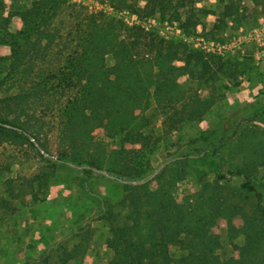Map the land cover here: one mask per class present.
I'll return each mask as SVG.
<instances>
[{
	"label": "trees",
	"instance_id": "obj_1",
	"mask_svg": "<svg viewBox=\"0 0 264 264\" xmlns=\"http://www.w3.org/2000/svg\"><path fill=\"white\" fill-rule=\"evenodd\" d=\"M104 1L116 13L138 14L143 23L156 17L194 32L205 27L208 19L222 24L214 27V33L226 31L230 22L245 26L249 2L264 11V0H228L220 11L202 6L203 0ZM66 4V0H38L30 8L16 11L8 0H0V44L11 48V61L0 62V74L6 78L0 80V136L25 139L39 151L23 132L40 142L37 136L10 113L35 98H56L60 121L57 161L39 151L43 159L60 167L75 164L85 174L102 170L117 180L147 179L150 161L163 141L156 133L155 115L169 137L188 123L203 120L214 100L198 90L184 89L181 81L213 80L215 57L192 49L183 40H166L152 24L149 29L130 26L119 14L93 9L82 12L72 24L74 45L68 47L61 64L37 66L32 39L50 38L53 21ZM109 57L113 65L108 64ZM34 73V80L28 79ZM21 80L27 85L16 82ZM152 105L155 115H148ZM100 137L118 143H106ZM207 156L204 150L198 158ZM191 161L189 155L179 156L145 184L124 183V196L117 204L107 202L102 216L112 232L107 241L115 252L111 264H174V248L187 252L180 264H264L263 199L258 194L259 201H254L248 195L257 192L252 177L264 168V156L254 166L231 168L227 174L219 171L213 183L200 177V188L194 192L185 187L192 174ZM235 177L246 181L232 190ZM10 195L17 196L15 191ZM236 217L243 220L239 229ZM222 221L246 239L237 247V257L227 261L217 255ZM91 242V229L80 227L59 241H45L42 253L29 256L24 264H69L86 256Z\"/></svg>",
	"mask_w": 264,
	"mask_h": 264
},
{
	"label": "rangeland",
	"instance_id": "obj_2",
	"mask_svg": "<svg viewBox=\"0 0 264 264\" xmlns=\"http://www.w3.org/2000/svg\"><path fill=\"white\" fill-rule=\"evenodd\" d=\"M36 1L38 0H8V5L20 11L30 8ZM66 1L65 9L53 21L50 38H44L41 42H38L37 38L32 39L37 66L61 64L64 53L70 50L68 47L74 45L75 38L71 35V26L78 21L82 12L103 9L116 13L104 0ZM227 3L228 0H203L201 5L220 11ZM248 8L245 26L241 28L230 22L226 31L219 30L214 33V27L222 24L208 19L205 27H199L197 32L183 29L186 35L194 38L205 37L222 44L239 41L240 48L235 55L221 56L209 54L186 42L192 49L215 57L217 63L213 62L211 66V75L215 76L213 80L201 83L194 79H183L181 86L186 90H198L205 98H212L214 105L203 120L188 123L174 137L165 135L159 122L160 118L155 115L156 106L152 105L148 115H155L158 125L156 133L158 137H163V141L159 143L158 152L150 161V176L173 159L189 155L192 159V174L185 182V187L194 192L200 188V177L204 182L213 183L219 171L227 174L231 168L254 166L259 157L264 156V41H250L248 36L264 28V11L253 2L248 3ZM116 14L120 16L121 12ZM140 20L143 21L141 18ZM148 23L152 24L155 30L164 29L165 33L169 31L173 36L175 25L182 29L180 23L164 22L156 17L150 18ZM167 26L171 28L168 29ZM173 40L180 41L181 38L176 37ZM36 52L39 53L38 57ZM10 55V46L0 44V62L9 63ZM108 64H114L112 57L108 58ZM35 76L34 73L28 79L34 80ZM2 79H6L5 74H0V80ZM16 82L27 85L24 80ZM16 91L13 89L12 93ZM57 112L56 98L49 101L35 98L24 102L21 108H16L10 113L13 120L37 136L41 142L40 146L43 145L52 156L45 157L53 161H57L59 146L60 121ZM221 139L224 140L223 143ZM100 140L111 142L113 145L118 143L105 137H100ZM204 150H207L208 156L199 159ZM245 181L243 177H235L230 183V188L237 190ZM252 181L257 192L248 195L252 200L259 201L260 194L263 205V167L253 174ZM123 184L100 173L85 174L79 168L73 167L72 163L65 167L55 166L43 159L39 151L25 139L11 135L2 139L0 136V227L6 222H13L11 231L17 237L15 222L28 225L40 220L37 235L27 246L26 259L22 264L29 256H39L46 247L45 241H59L80 227L91 229L92 242L86 256L69 264H111L115 252L107 247V241L112 237V232L109 223L103 219L102 211L107 202L117 204L123 198ZM31 188L33 193L30 192ZM181 188L183 184L180 185ZM12 191H15L17 196L12 198ZM227 193L230 192L227 190ZM241 203L246 205L247 202L242 200ZM8 205L11 208L8 209ZM234 223L239 229L243 220L236 217ZM218 233L221 247L217 255L220 260L227 261L237 257V247L246 243L245 236L233 233L226 221L221 222ZM40 239H44L43 242ZM171 254L175 259L174 264H180V259L186 256L187 252L174 248Z\"/></svg>",
	"mask_w": 264,
	"mask_h": 264
},
{
	"label": "built area",
	"instance_id": "obj_3",
	"mask_svg": "<svg viewBox=\"0 0 264 264\" xmlns=\"http://www.w3.org/2000/svg\"><path fill=\"white\" fill-rule=\"evenodd\" d=\"M112 10V9H110ZM121 18H123L129 25L134 26L136 25H141L142 27L149 29L150 27V23L146 24L141 22L140 18L138 15L131 13L129 11H125L123 13H121L120 15ZM167 28H171L169 26H167ZM174 36L170 35V32L167 31L165 33L164 29H160L159 33L162 37H164L166 40H173L176 37H180L181 40L189 43V44H193L196 48H199L201 50H203L204 52H207L209 54H216V55H221V56H227V55H235L238 48H240V42H233V43H225L222 44L218 41L215 40H210L207 38H202V37H198V38H194L193 36L190 35H186L183 30L181 28H179L178 26H174ZM249 36V40L253 41L254 39L257 40V42H263L264 41V28L260 30H256L255 33L248 35ZM262 38V39H258V38ZM264 45V43H263ZM263 61H264V52L262 55Z\"/></svg>",
	"mask_w": 264,
	"mask_h": 264
},
{
	"label": "crops",
	"instance_id": "obj_4",
	"mask_svg": "<svg viewBox=\"0 0 264 264\" xmlns=\"http://www.w3.org/2000/svg\"><path fill=\"white\" fill-rule=\"evenodd\" d=\"M40 220L26 224L23 222H15L18 229V235L12 234L9 221L0 227V264H22L26 259V248L36 237L40 227Z\"/></svg>",
	"mask_w": 264,
	"mask_h": 264
},
{
	"label": "water",
	"instance_id": "obj_5",
	"mask_svg": "<svg viewBox=\"0 0 264 264\" xmlns=\"http://www.w3.org/2000/svg\"><path fill=\"white\" fill-rule=\"evenodd\" d=\"M25 135H27L29 138H30V140L35 144V146L39 149V151L41 152V153H43L45 156H47V157H52L48 152H46L41 146H40V144H39V142L37 141V139L34 137V136H32L31 134H29L28 132H23ZM169 163V162H168ZM168 163H166V164H168ZM166 164L165 165H163L162 167H160L153 175H151L149 178H147V179H145V180H122V179H120L119 181L120 182H122V183H125V184H145V183H147V182H149V181H151L152 179H154L156 176H157V174L166 166ZM72 166L73 167H77V168H81V167H78V166H76V165H74V164H72ZM97 173H100V174H103V175H105V176H107V177H109V178H111V179H115V180H117V178L115 177V176H113V175H110V174H108L107 172H104V171H102V170H95Z\"/></svg>",
	"mask_w": 264,
	"mask_h": 264
}]
</instances>
